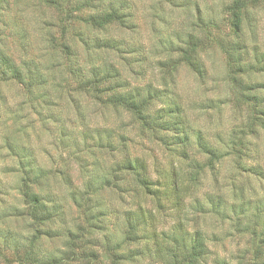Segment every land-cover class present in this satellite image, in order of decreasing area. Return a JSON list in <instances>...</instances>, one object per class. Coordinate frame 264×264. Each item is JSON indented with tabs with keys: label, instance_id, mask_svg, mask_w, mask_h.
Here are the masks:
<instances>
[{
	"label": "rangeland",
	"instance_id": "374dc122",
	"mask_svg": "<svg viewBox=\"0 0 264 264\" xmlns=\"http://www.w3.org/2000/svg\"><path fill=\"white\" fill-rule=\"evenodd\" d=\"M5 1L0 7V48L24 73L30 68L38 74L41 83L35 79L29 85L27 78L19 83L0 75V228L9 229L23 242L32 237L33 225L23 215L26 207L19 193L23 166L29 163L35 170L32 175L46 178L37 189L52 195L63 210L61 222L55 221L52 228L82 233L80 246L98 254L104 250V236L111 237L113 246L123 241L126 227L121 212L135 208L130 174L116 167L124 135L125 148L142 155L154 177L155 164L165 168L174 161L188 171L193 160L201 163L200 182L186 198L183 221L190 231L196 227L205 231L208 264H257L253 259L258 245L263 250L259 262L264 264V231L256 229L253 234L250 227L255 215L264 220V62L255 58V51L264 52V0H240L248 17L242 21L247 68L240 77L253 86L250 90H242L232 79L234 72L222 46L232 40L225 15L233 0H113L126 22L110 23L105 30L81 19L95 13L94 7L104 0L87 6L85 0ZM190 33L201 40L196 53L206 69L203 82L178 59ZM95 37L111 38L117 48H97L92 44ZM177 60L173 83L191 142L189 160L165 149L135 113L104 104L105 91L96 100L75 88L84 77L76 74L79 70L88 76L89 69L103 70L111 63L119 71V92L137 89L145 95L148 87L161 86L162 76L169 82L158 63ZM253 95L257 101L251 99ZM6 136L15 147L28 146L30 156L9 149ZM198 136L218 149L219 156L197 151ZM229 142H235L237 151L228 148ZM103 178L106 184L100 188ZM88 180L96 187L88 195L90 203L80 206L71 189L83 187ZM207 194L222 197L220 212L212 210ZM145 202L150 207L149 198ZM233 202L238 204L234 212L229 207ZM159 219V227L167 230L177 217L168 211ZM57 232L40 234V252L70 256L65 252L67 235ZM126 242L115 254L142 244ZM22 251L15 253L0 244V264H28ZM123 259L120 264H153L148 257ZM64 262L85 264L74 258Z\"/></svg>",
	"mask_w": 264,
	"mask_h": 264
},
{
	"label": "trees",
	"instance_id": "16d2710c",
	"mask_svg": "<svg viewBox=\"0 0 264 264\" xmlns=\"http://www.w3.org/2000/svg\"><path fill=\"white\" fill-rule=\"evenodd\" d=\"M53 3L56 0H46ZM86 6L93 0H85ZM99 1V0H96ZM107 1V0H106ZM94 8L97 11L93 14L81 18L85 23L105 30L107 25L113 22L123 24L126 22L125 14L121 12L114 1L109 0ZM5 0H0V7ZM228 27L231 30L230 41H225V54L227 62L230 66L232 79L242 90H250L253 88L251 84H246L241 80V73L245 71L246 62L245 57L248 55L246 49V42L242 30V21L247 19L246 5L240 0H233L226 8V15ZM92 44L97 48L113 49L117 48V44L111 38L95 37L92 39ZM201 44L200 38L190 33L185 41V46L180 49L181 58L192 72L199 78L201 82L206 77V69L203 66L201 57L196 53V50ZM66 50L69 47L64 46ZM255 58L261 59L264 62V52H256ZM159 62L158 65L162 68V72L169 75V82L162 76V84L160 87H148L145 95H140L137 89L130 91L119 92L122 85L120 84L119 71L111 63L106 65L103 70L98 67L88 70V76L85 72H77V75L84 76L77 82L75 88L79 91L86 92L96 100L101 99L103 91V103L115 109L122 108L127 112L135 113L138 120H140L145 128L152 133V136L157 137L161 144L172 155L179 157L181 160H189L191 156V142H189L187 123L183 112L182 102L175 90L173 83L174 71L177 68V62ZM262 62V63H263ZM0 75L1 77L8 76L9 78L22 83L27 78V84H31V80L38 82L41 79L30 68H27L25 73L18 68L10 56H8L0 48ZM3 79V78H2ZM103 86V90L101 89ZM122 88V87H121ZM252 100L257 101L256 96H250ZM264 124V120H263ZM85 138H90V134L83 132ZM124 144L122 156L116 162V167L126 174H130L132 180V191L130 193L131 203L135 204V208H126L121 212L122 223L126 227L123 241L126 243L141 241V245L134 248H128L123 251L121 255L115 254L116 249H119L123 241L116 242L112 245L110 236H104V250L101 253H96L92 250L86 251L80 246L83 241L82 233H74L70 228L60 227L55 230L52 224L59 220L61 222L63 210L57 200L48 194H42L37 187L41 184L42 179L46 178L36 174L33 166L29 163H24V174L20 180L19 193L24 206L26 207L25 215L29 218L33 229V234L30 239H27L26 244L22 240H17L9 229L0 228V244L5 248L12 249L15 253H21L23 259L28 264H64V260L77 259L82 260L85 264H120V261H132L136 257H148L153 264H208L209 248L207 246V235L204 230L196 227L190 231L183 221L185 215L186 198L192 196L196 192L197 186L200 182L198 176L199 169L201 170V163L193 160V165L188 171L180 167V163L171 162L167 167L162 168L157 164L154 165L153 171L155 177L151 174L149 163L142 155H136L128 152L125 148L124 141L127 137L120 136ZM4 142L8 144V148L13 151H18L20 156L29 157L30 152L28 146H22L21 149L12 145L9 138L6 136ZM229 149H235V142H229ZM197 151L205 152L209 157H218L219 150L209 146L197 138ZM110 147V141L106 142ZM243 147H241L242 149ZM245 149V148H244ZM237 151V150H236ZM241 151V150H240ZM30 153V154H29ZM180 160V161H181ZM237 161L241 162V158ZM211 165V159L207 162ZM38 174V173H37ZM93 180H88L83 187H75L71 189L72 199L79 201L80 206H85L87 202L90 203L94 187H96ZM105 178L101 181L100 188L105 185ZM196 197V196H195ZM208 202L211 203V208L214 212H220V207L224 204L222 197L217 196L213 198L212 195L207 194ZM245 198L244 195H242ZM149 198L150 207L146 206L145 199ZM124 199V198H122ZM249 203L246 202L245 205ZM197 205H201L197 202ZM243 204V203H242ZM221 205V206H220ZM238 204L231 203L229 207L232 212L235 211ZM197 206V208L199 207ZM240 210L242 205H239ZM28 207V211H27ZM258 209L257 207H254ZM16 208H14V211ZM247 210V206L239 211L240 214ZM12 214H16L17 210ZM174 212L177 217L176 222L169 228L163 229L159 227L160 216L162 214ZM17 215V214H16ZM45 226L49 227L45 229ZM251 232L256 233V229L264 231V220H260L258 215H255L254 223L250 226ZM61 230V231H60ZM59 231L67 235L65 246L70 256H57L40 252V243L38 239L42 234L52 235ZM58 233V232H57ZM41 234V235H40ZM59 234V233H58ZM24 248V249H23ZM263 250L261 246H256L254 250V259L257 264H260L259 259ZM259 262V263H258ZM225 264V262H224Z\"/></svg>",
	"mask_w": 264,
	"mask_h": 264
}]
</instances>
